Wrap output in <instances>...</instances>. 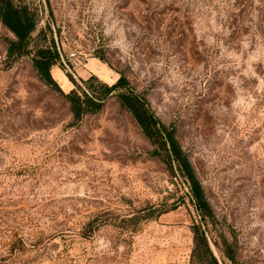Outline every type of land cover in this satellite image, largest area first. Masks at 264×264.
Listing matches in <instances>:
<instances>
[{
	"label": "rangeland",
	"instance_id": "obj_1",
	"mask_svg": "<svg viewBox=\"0 0 264 264\" xmlns=\"http://www.w3.org/2000/svg\"><path fill=\"white\" fill-rule=\"evenodd\" d=\"M25 1L66 75L123 73L174 129L221 264H264V0ZM11 35L0 21V264H190L200 216L176 163L115 95L74 120Z\"/></svg>",
	"mask_w": 264,
	"mask_h": 264
},
{
	"label": "trees",
	"instance_id": "obj_2",
	"mask_svg": "<svg viewBox=\"0 0 264 264\" xmlns=\"http://www.w3.org/2000/svg\"><path fill=\"white\" fill-rule=\"evenodd\" d=\"M0 21L12 33L6 39V55L15 58L30 53L37 75L44 83L55 87L67 100L74 120L78 121L87 113L99 111L111 95H115L120 104L130 111L142 132L157 149L163 150L168 160L176 163L189 186L190 198L200 216L198 222L192 223L193 245L189 263L221 264L212 249L205 226L208 219L213 217V212L202 184L179 144L174 129L160 122L145 97L129 85L128 78L120 73L113 82L108 83L91 74L87 78L77 80L67 72L74 86L64 91L51 73L54 64H62L61 50L53 36H49L47 31L42 29L41 41L35 45L31 44V34L38 21L34 7L25 0H0ZM96 56L104 59L99 54ZM222 242L226 255L234 260L231 246L225 239Z\"/></svg>",
	"mask_w": 264,
	"mask_h": 264
},
{
	"label": "crops",
	"instance_id": "obj_3",
	"mask_svg": "<svg viewBox=\"0 0 264 264\" xmlns=\"http://www.w3.org/2000/svg\"><path fill=\"white\" fill-rule=\"evenodd\" d=\"M89 62V69L92 71V72H96L95 69L96 68H99L101 69L102 66H103V63L96 57L92 56L89 58L88 60ZM52 71L54 72L55 74V78H57L58 80H60V82H62L65 86L67 87H71V81L70 79L68 78V76L65 74V72L56 64H54L52 66Z\"/></svg>",
	"mask_w": 264,
	"mask_h": 264
},
{
	"label": "built area",
	"instance_id": "obj_4",
	"mask_svg": "<svg viewBox=\"0 0 264 264\" xmlns=\"http://www.w3.org/2000/svg\"><path fill=\"white\" fill-rule=\"evenodd\" d=\"M69 56H70V57H75V56H76L75 51H70ZM62 61H64L63 58H62Z\"/></svg>",
	"mask_w": 264,
	"mask_h": 264
}]
</instances>
